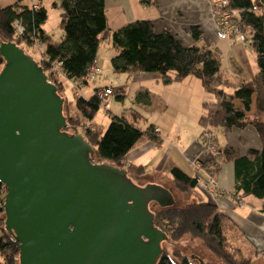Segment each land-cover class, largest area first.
<instances>
[{"label":"trees","instance_id":"16d2710c","mask_svg":"<svg viewBox=\"0 0 264 264\" xmlns=\"http://www.w3.org/2000/svg\"><path fill=\"white\" fill-rule=\"evenodd\" d=\"M215 1L211 0L212 11ZM225 1L227 5L220 8L233 14V20L245 32V43L256 53L258 72L252 79L239 78L238 83L231 84L224 77L221 53L217 49L199 44L185 46L170 30L157 32L149 20L136 21L111 31L117 52L111 62L117 73L158 74L166 85L182 82L191 76L199 79L209 96L203 102L204 111L200 118L204 143L216 142V131L220 129L229 132L254 128L261 141L259 150L250 149L242 155L237 147L230 145L217 146L215 153L207 148L206 152L211 156L202 161V165L215 178L226 163H232L235 177L232 196L236 200L239 196H252L264 202V0ZM24 2L16 0L14 5L0 6V39L15 42L32 57L29 48L39 46L42 58L39 62L33 58L49 80L58 86L59 95L65 98L64 114L68 126L64 131L81 133L95 148L97 163L113 164L126 169L135 180H146V168L128 165L126 156L148 139L160 144L158 128L151 125L143 130L139 127L142 114L131 108L121 116L111 115L105 131L94 129L88 123L93 121L102 106L99 88L88 100L80 95L70 99L62 80L66 78L78 91L88 84L90 69L97 61L101 36L108 30L105 0H62L59 6L54 3L62 11L60 25L64 35L60 42H55L42 27L48 18L47 10ZM190 33L195 42L201 40L199 27H192ZM4 66L5 61L0 56V71ZM228 85H232V89ZM117 98L121 100L123 97L119 94ZM68 103L75 104L77 114L66 112ZM135 103L151 105L150 92L141 90L135 96ZM170 173L175 187L184 196L199 186L198 174L192 176L180 167L172 168ZM6 195L7 188L0 183V264H20L19 243L6 230ZM155 208L159 210L155 211ZM151 210L155 212L156 227L169 237L163 247L165 243L174 247L172 254L166 250L158 264H198L180 251L178 245L185 238L198 240L225 264H252L243 250L232 249L229 245L225 228L228 218L215 203L191 202L181 208L167 209L152 204Z\"/></svg>","mask_w":264,"mask_h":264},{"label":"water","instance_id":"95a60500","mask_svg":"<svg viewBox=\"0 0 264 264\" xmlns=\"http://www.w3.org/2000/svg\"><path fill=\"white\" fill-rule=\"evenodd\" d=\"M0 56V183L20 264H158L169 237L151 205L173 208L174 194L97 163L81 133L64 131L65 98L40 64L12 41L0 39Z\"/></svg>","mask_w":264,"mask_h":264},{"label":"crops","instance_id":"0c3cea01","mask_svg":"<svg viewBox=\"0 0 264 264\" xmlns=\"http://www.w3.org/2000/svg\"><path fill=\"white\" fill-rule=\"evenodd\" d=\"M36 2L39 4L38 6L44 7L43 0H36ZM105 6L108 30L101 36L97 56L98 66L101 62L99 60L100 54L105 49L102 47L103 41L107 40L110 42V47H114L112 46L113 43L111 44V31L136 21L149 20L154 23L157 32L170 30L185 46L199 44L217 49L221 53L222 65L226 61L228 70H232L236 78L250 80L258 72L257 64L250 61L251 50L247 44L241 42L238 37L232 40L217 38V24L213 16L211 0H105ZM195 26L199 27L202 32L201 40L198 43L195 42L190 33V29ZM111 49L115 51V48ZM124 74L128 75L129 81L132 83L135 96L141 90L150 92L151 105H138V109L141 108L144 112L150 111L152 115H155L162 113L163 110L171 109L172 105H176L178 108L181 103H185L190 111L197 110L198 116L203 114L204 110L201 104L209 96L199 79L191 76L182 82L166 85L158 74L143 72ZM224 77L230 82L225 73ZM228 86L232 89V85ZM119 94L124 98L122 93ZM88 125L93 127L92 122H89ZM152 125L158 128L157 135L162 144L156 145L154 141L149 139L141 142L127 154L126 162L128 165L144 166L147 170L146 177L152 179L149 183L164 185L174 194L177 203L179 201L174 191V188H177L170 173L172 168L180 167L188 174L196 176L195 161L201 164L211 155L206 152V144L200 143L198 139L190 145L180 141L179 136L188 128H183L178 124L176 113L167 123L154 117ZM216 133L217 140L214 142L218 147L225 145L237 147L242 155L250 149L259 150L261 148L260 138L255 129L251 127L233 129L229 132L220 129ZM169 135L172 137L170 138ZM255 136L258 143H251L250 140H255ZM201 175L204 177L203 174ZM215 178L220 193L217 200L214 199L216 205L219 209L225 210L247 236V240L242 241L241 248L243 251L258 250L259 254L254 261L250 257L252 264H264V258H260L264 257V202L252 196H239L237 200L232 196L235 184L232 163H226ZM200 191L193 190L190 193L191 202L213 201V198L201 187Z\"/></svg>","mask_w":264,"mask_h":264},{"label":"rangeland","instance_id":"374dc122","mask_svg":"<svg viewBox=\"0 0 264 264\" xmlns=\"http://www.w3.org/2000/svg\"><path fill=\"white\" fill-rule=\"evenodd\" d=\"M51 1H53L55 4L59 6L61 0H43L44 8L47 10V13H48V18L42 27L48 31L49 35L52 37V39L55 42H60L64 35L63 29L60 25L62 11L58 7H55L53 5L54 3L52 4ZM15 3H16V0H0L1 7H8V6L14 5ZM24 3L28 4L29 6H32V4L36 3V0H25ZM235 37L236 36H234L233 38ZM102 47L105 49L101 52L100 58H99V60H101V62L99 63L100 65L99 67L101 69L100 75L96 76L93 79H90L88 84L83 85L79 89V91L75 89L74 87H72V83L70 81H68L66 78H62L65 88H66V94L68 98L70 99H76L77 95H80L84 99L88 100L94 95L96 89L98 88L101 89V87L105 88V86H111V87H106V88L108 89L111 88L114 94L106 100H103V101L101 100L102 106L92 121L93 127L95 129L99 131H105V129L110 124L111 115L121 116L125 113H128L131 110V108L138 110L142 114L143 120L139 124V127H141L143 130H147L148 127L152 125V121L154 117L158 120L161 119L162 122L167 123L170 119H172L175 116V113H176L178 124L182 126L183 128L185 127L188 128L187 131H184L183 134L179 136L180 141L181 140L184 141L185 143H187V145L194 143L195 140L197 139L200 143L204 142V139L202 137L203 128L201 127V124H200V118L202 114H199L198 116L197 110L190 111L187 104L181 103L178 108L176 107V105H172L171 109H168L167 111L163 110L162 113H156L155 115H152V112L150 111L144 112L141 108L138 109L137 108L138 105L135 103V94H133L134 93V90L132 88L133 85L131 86L132 83L129 81L128 75L124 73H117L113 68L111 61H112V58L117 53L116 49L115 51H113L111 48H114V47H110V42H108L107 40L103 41ZM40 49H39V46H37V48L36 47L29 48V52L33 54V57L38 62L42 58ZM250 50H251L250 61L256 64V53L252 49ZM222 68H223V72L226 74L230 82L236 84L240 81L239 78L235 77L234 72H232V70L231 71L228 70V65L226 61L223 64ZM119 93H122V95H124V98L121 100L117 98ZM201 107L204 110L203 104H201ZM67 110L74 115L77 114V109L75 107V104L68 103V106L66 107V112ZM170 129L172 130L173 128L171 127ZM169 137L171 138L172 135H169ZM159 140L161 143L157 144L155 142L156 145L162 144V141L160 138ZM250 141L251 143H258L257 138L255 140H250ZM259 142H260V139H259ZM205 144H206L205 149L208 148L209 151H212L213 153L216 152L215 150H217V145L215 142L212 141V142H208ZM194 166H195V169L197 170V174L200 176L199 186H197L195 190L200 191V187H201L204 192H207L209 196L213 198V201L210 200V202L216 204L215 200H217L220 194L216 178L212 177L210 173H207V171L203 168L202 163L200 164V162L195 161ZM199 173L203 174L204 177H202V175ZM204 173H207V174H204ZM146 178L147 177H145V179ZM136 179H137L136 180L137 183L141 185H144L146 184V182H150L152 180L151 178H147L146 180L144 179L142 180L141 178H136ZM174 191L179 201L176 203L175 208L176 207L181 208L191 203L189 195L184 196L185 195L184 193H181L179 190L175 188H174ZM154 210L158 211L159 209L155 208ZM220 210L228 218V220L225 221L226 222L225 228L227 232L229 245L231 246L232 249L240 248L241 250H243L241 248L242 241L247 240V236L245 235V233L243 232L239 224L231 216H229L225 210H222V209ZM198 242H199L198 240L197 241L192 240V239L189 240L188 238H185L184 241L182 243H179L178 246H179L180 251L191 259H194L192 258V256H197L198 258L202 259L206 264H225L221 259L217 258L212 252H208L204 248L202 243L200 242L198 243ZM165 248L168 254L169 253L172 254V251L174 250V247L172 245L169 244ZM243 252L246 257L253 258V261L259 254L258 250L256 249L251 250V251L244 250ZM260 258H264V257H260ZM194 260L198 262L197 259H194Z\"/></svg>","mask_w":264,"mask_h":264},{"label":"built area","instance_id":"2783aa9c","mask_svg":"<svg viewBox=\"0 0 264 264\" xmlns=\"http://www.w3.org/2000/svg\"><path fill=\"white\" fill-rule=\"evenodd\" d=\"M215 6L213 9V16L217 24V38L220 40H230L234 36L238 37L241 41L245 42L246 36L244 30L239 26V23L233 20V14L223 11L220 7H225L227 2L225 0L215 1ZM213 4V5H214ZM37 7V4H33ZM20 30V29H19ZM20 32H22L20 30ZM244 32V33H243ZM101 69L97 64V61L90 69L89 78L93 79L100 75ZM114 94L111 88H101L98 91V97L100 100H106Z\"/></svg>","mask_w":264,"mask_h":264},{"label":"clouds","instance_id":"9594fccd","mask_svg":"<svg viewBox=\"0 0 264 264\" xmlns=\"http://www.w3.org/2000/svg\"><path fill=\"white\" fill-rule=\"evenodd\" d=\"M34 2V1H33ZM34 4H37V7H38V3L36 2V3H34ZM51 82V81H50ZM53 83V82H52ZM164 186V185H163Z\"/></svg>","mask_w":264,"mask_h":264},{"label":"flooded vegetation","instance_id":"af4514ba","mask_svg":"<svg viewBox=\"0 0 264 264\" xmlns=\"http://www.w3.org/2000/svg\"><path fill=\"white\" fill-rule=\"evenodd\" d=\"M137 182V181H136ZM137 184H139V183H137ZM140 186H144V185H141V184H139Z\"/></svg>","mask_w":264,"mask_h":264}]
</instances>
